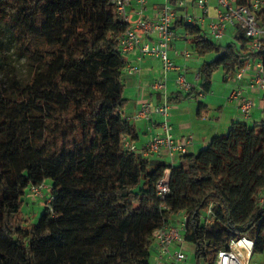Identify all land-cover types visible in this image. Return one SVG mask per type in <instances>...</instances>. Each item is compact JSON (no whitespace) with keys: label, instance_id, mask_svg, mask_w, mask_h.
<instances>
[{"label":"trees","instance_id":"1","mask_svg":"<svg viewBox=\"0 0 264 264\" xmlns=\"http://www.w3.org/2000/svg\"><path fill=\"white\" fill-rule=\"evenodd\" d=\"M255 14L264 27V5ZM1 24L29 77L22 82L6 65L0 44V264H151L155 231L178 212L196 264H214L217 250L241 236L253 240V253L264 252V205L257 203L264 124L234 121L177 164L143 156L122 144L137 132L122 112L119 37L128 22L112 0H0ZM174 24L197 55L211 56L184 96L208 91L218 69L235 72L249 56L264 64V34L253 52L240 26L234 41L220 44L195 21ZM166 169L169 189L160 197ZM45 179L49 203L29 222L26 189Z\"/></svg>","mask_w":264,"mask_h":264},{"label":"crops","instance_id":"2","mask_svg":"<svg viewBox=\"0 0 264 264\" xmlns=\"http://www.w3.org/2000/svg\"><path fill=\"white\" fill-rule=\"evenodd\" d=\"M160 2H163L164 5L167 4L169 9L176 13L175 19L179 17L185 19L186 16L197 19L203 18L202 23L199 24L202 28L205 26V31L207 34L209 33L207 24L209 18L216 14V0H207L206 12L196 4V0H145L144 6H140L137 0H128L125 9L129 25L133 26L139 18L156 19L162 8L157 5ZM180 2L182 4H179ZM174 20L171 26L172 38L168 54L178 68L170 69L166 73V94L169 105L168 120L172 125L171 132L173 137L182 139L191 135L192 143L188 146L187 152L193 153L207 145L212 136L224 134L234 121L245 122L248 125L264 124V89H256L249 84V79L254 73L255 64L258 61L257 57L249 56L245 63L247 65L246 70L239 80L234 78V72L226 74L222 69L221 75L213 74L209 90L202 91L203 96L199 98L203 105L201 110H199V102L195 93L189 96H184L183 93V95L176 97L178 91L174 84V79L177 73L183 71L187 80L192 83V87L197 86L199 67L208 56L201 57L192 50L183 27L176 26ZM228 28L232 29L231 41H234L236 28L227 26L226 30ZM136 30L142 36V42L152 43L156 38L154 33L143 34L140 29L137 28ZM138 57L139 51L137 48L131 49L124 54L126 65H138L140 71L138 73L128 72L126 69L123 71L122 77L125 85L124 96L126 102L122 107V112L134 125L137 132V137L135 139L128 137L129 140L137 147H141L148 143L154 135L161 133L162 117L154 112H151L148 118H135L134 115L138 111L140 103L144 100H148L152 107L164 101L163 92L154 90L151 87V83L156 79L162 78L164 73L159 57L149 55H144L140 59ZM237 87L242 89L243 93L253 101V108L247 117L241 114L235 100L228 99L229 94ZM196 88L198 89V87ZM197 91L200 92L199 89ZM165 157L169 158V162L164 160ZM150 158L161 160L168 164H177L179 162V155H170L163 150L158 154L151 155ZM183 216H185L184 212L175 221L170 220L169 225H179ZM173 244L175 249L179 247L178 242H173ZM153 252H155V259L158 262V249L154 248ZM164 260L166 261L167 259Z\"/></svg>","mask_w":264,"mask_h":264},{"label":"built area","instance_id":"3","mask_svg":"<svg viewBox=\"0 0 264 264\" xmlns=\"http://www.w3.org/2000/svg\"><path fill=\"white\" fill-rule=\"evenodd\" d=\"M116 5L118 14L126 21V5L128 0H112ZM140 6H144L145 0H137ZM217 10L213 17L209 18L207 28L209 34L214 38H221L227 26H240L244 29V34L247 37L253 39L251 48L253 52L260 49V43L257 39L264 33V27H261L257 21L255 11L264 5V0H251L248 5H236L232 0H216ZM179 4H182L180 2ZM196 4L201 7L205 12L207 11V0H196ZM176 17V13L170 10L168 5L165 4L159 12V16L154 20H147L145 18H139L136 20L133 26L129 25L125 31L119 37L120 51L125 54L127 51L137 48L139 51V59L144 55L157 56L161 60L162 70L164 76L160 79H156L151 83V87L154 90L163 92L164 101L156 106H151L148 100H144L140 103L138 111L134 117L148 118L151 112L157 113L162 117L161 121V133L156 134L152 139L141 147L134 145L127 136L122 137L123 147L130 150L139 152L143 156H150L158 154L162 150L170 155L177 154L182 155L187 152L188 146L192 143V136L188 135L182 139H176L172 135V125L168 120L169 105L167 103L166 94V73L170 69L178 68L176 64L170 59L168 50L170 46V40L172 38V22ZM187 21L202 23L203 18H193L186 16ZM140 29L143 34L154 33L156 38L152 43L142 42V36L136 29ZM247 65L239 68L233 73L234 78L239 80ZM128 72L138 73L140 67L138 65H126L125 68ZM229 76V75H228ZM174 84L177 91L184 94L188 93L192 89V83L187 80L183 71H179L174 79ZM250 86L256 89H264V64L261 60H258L255 64V70L249 79ZM203 92H197L196 98H201ZM228 99L235 100L238 105V109L244 117L250 115L253 108V101L247 97L242 89L239 87L232 90ZM168 178L169 169H166L165 174L158 180L156 184V191L158 196L163 197L168 191ZM40 186H29V192L38 196L40 194ZM50 200V197L48 201ZM257 203L264 205V190L258 192ZM210 212V209H208ZM185 226V216L179 223V225H166L158 228L154 234L153 246L159 251V258L165 256L166 261H158L156 264H180L185 258V253L176 249L173 253L170 252V245L173 242L181 244L184 242L182 237V230ZM254 242L251 238L241 236L235 240H230L222 248L216 252V258L214 264H251V258L253 254ZM253 264H264L254 262Z\"/></svg>","mask_w":264,"mask_h":264},{"label":"rangeland","instance_id":"4","mask_svg":"<svg viewBox=\"0 0 264 264\" xmlns=\"http://www.w3.org/2000/svg\"><path fill=\"white\" fill-rule=\"evenodd\" d=\"M157 5L159 8H161L163 7L164 4L163 2H160ZM203 29L206 30L205 26L203 27ZM232 34L233 33H232L231 28H228L225 32V35H223L219 39L212 37L208 33V35L210 36L212 40H214V42L220 43V44H225L228 41H231ZM0 44L4 45L5 52L7 54L6 65L7 64L13 65L15 67V71H16L18 78H20L22 82L25 81L29 77V71L25 65L23 57L18 55L13 50L14 43L11 38L10 32L3 24L0 25ZM210 57L211 56L209 55L208 58ZM217 74L218 75L222 74L221 69H219L216 73H214V75H217ZM164 160L169 162L168 157H165ZM49 197H50V180L49 179H45L43 183L41 184L40 194L38 196L33 195L31 192H29L27 188L25 195H24V202L22 205V211L24 213V217L28 219L29 222H36L43 208L49 203L48 201ZM182 215H183V212L174 213L172 214L170 220L175 221L176 219L180 218ZM178 246L179 247H177L176 249L182 250L186 255V258L180 264H196L193 245L188 242H182ZM154 248L155 247L152 245L149 251V255H148V260L151 264L156 263L155 252H153ZM169 249L171 253H173L176 250L174 248L173 243L170 245ZM161 258H159V261L161 262L165 261L164 259H166V257H161ZM254 262H257V263L264 262V252L253 253L252 258H251V264H253ZM200 264H205V263L201 261Z\"/></svg>","mask_w":264,"mask_h":264}]
</instances>
